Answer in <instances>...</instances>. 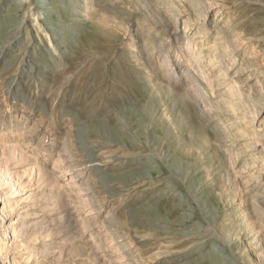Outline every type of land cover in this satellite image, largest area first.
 <instances>
[{
	"label": "rangeland",
	"instance_id": "1",
	"mask_svg": "<svg viewBox=\"0 0 264 264\" xmlns=\"http://www.w3.org/2000/svg\"><path fill=\"white\" fill-rule=\"evenodd\" d=\"M144 3L0 0V264H264V0Z\"/></svg>",
	"mask_w": 264,
	"mask_h": 264
},
{
	"label": "bare ground",
	"instance_id": "2",
	"mask_svg": "<svg viewBox=\"0 0 264 264\" xmlns=\"http://www.w3.org/2000/svg\"><path fill=\"white\" fill-rule=\"evenodd\" d=\"M133 2H135L136 4H139V6H140V4L141 5H145V3H144V0H132ZM21 2V1H20ZM147 9V8H146ZM145 10V9H144ZM26 13V12H25ZM151 17H153V18H155V19H158V22H160V23H162V18L160 17V15H158V14H156L155 12H150V14H149ZM149 18V17H148ZM24 19V18H23ZM30 24V23H29ZM137 25H138V22H137ZM21 26V25H20ZM139 27H141V26H139ZM144 27V26H143ZM18 28V27H17ZM146 30V29H145ZM147 30H149V29H147ZM163 30V32H165V33H167L169 36H171V35H173V36H175L174 34H175V32L174 31H169L167 28H163L162 29ZM147 32V31H146ZM148 33V32H147ZM150 34H147V36L144 38V40L145 41H148V44H151V46L152 47H154V45L157 43V39L158 40H160L162 37L160 36L161 34L160 33H156V32H152V34L153 35H155L154 36V38H153V40H149L150 39V37H151V32H149ZM135 36H138V35H136V33H135ZM175 38H177V36H175ZM155 40V41H154ZM143 48H145L144 46H146L145 45V43H143ZM159 46H161V45H159ZM179 46V45H178ZM160 48H162V47H160ZM143 50V49H142ZM155 50V49H154ZM151 52V51H150ZM162 53V52H161ZM156 54V53H155ZM164 57L162 58V60L164 61V62H162L165 66H167L168 67V70H172V73H173V75L174 74H176L175 73V71H174V69H170L169 67L170 66H172V64L170 63V49H166V50H164ZM138 56V55H137ZM143 57V56H142ZM153 57V56H152ZM138 59H140V57H137ZM142 59V58H141ZM146 59V58H145ZM143 60V59H142ZM149 60V59H148ZM147 60V61H148ZM146 62V61H145ZM147 63V62H146ZM250 63H251V61H250ZM143 65V64H142ZM175 79H176V81L177 82H180L181 80H180V77H176V75H175ZM218 79V78H217ZM148 80V79H147ZM219 80V79H218ZM147 82V84H146V86H147V88L148 89H152V87H153V84L154 83H150L149 82V80L148 81H146ZM156 83V82H155ZM156 85V84H155ZM154 85V86H155ZM146 88V87H145ZM163 88V87H162ZM262 90V89H261ZM232 95V94H231ZM231 99V98H230ZM229 101V100H228ZM227 101V102H228ZM229 103V102H228ZM256 104H259V106H264V85H263V92L261 93V94H259V96H258V99H256V102H255ZM232 104L233 103H229V107H231L232 108ZM252 105H254V104H250V106H252ZM255 107V106H254ZM253 107V108H254ZM258 109L259 108H255L253 111L254 112H258ZM197 110H198V112L200 113V115H202V116H204V117H206V112L204 111V110H202V109H200V107H199V109L197 108ZM232 110V109H231ZM203 117V118H204ZM213 123V122H212ZM216 124V123H215ZM80 128V127H79ZM78 131V130H77ZM82 139V138H81ZM83 140V139H82ZM66 141V140H65ZM64 143V142H63ZM264 143V142H263ZM80 146V145H79ZM83 147V146H82ZM81 148V147H80ZM84 148V147H83ZM82 148V149H83ZM86 148V147H85ZM58 153L60 154V156L61 157H63V161H64V158H66L65 157V155L64 154H66L67 153V149L65 150V148L63 149V146H61L59 149H58ZM70 153H71V151H70ZM68 156V155H67ZM68 158H70V157H68ZM72 158V157H71ZM94 157H93V155H92V153H90V155H88V162H92V161H94V159H93ZM86 159V158H85ZM65 160H67V158L65 159ZM98 164V163H97ZM77 163H73V164H70V165H68V167H67V169H70L71 171L73 170V169H77V168H75V167H77ZM80 165V164H79ZM91 166H92V169L94 170V169H98L96 166H94V164H91ZM90 166V167H91ZM225 170V174H224V176H223V178L221 179V181H220V185H219V196L221 197V199L225 202V204H226V211H228V212H233V214H232V216H231V222L233 223V224H236L235 225V227L237 228V234H236V241H238V242H242V241H244L245 242V247H247V249H249V250H252L253 251V253H254V257H255V259H256V261H257V263H262L263 262V260H264V256H263V254L260 252V251H257L255 248H253L251 245H252V243H251V240H248L247 238H246V235H247V232L244 230V228H243V226H241L240 224H238L239 223V219H238V216H237V213H234V207H235V205H236V201H237V199H238V196H239V194L237 193V189H235V186H234V183H233V180H232V178H231V175H230V173H229V171H228V169L227 168H225L224 169ZM82 171H84V170H82ZM76 172V173H75ZM73 173L75 174V177H77V175L80 173H78L77 171H75V170H73ZM73 177H74V175H73ZM90 178V177H89ZM75 179V178H74ZM76 180V179H75ZM78 180L80 181V184L81 185H84L85 186V190L87 191V193H90L91 195H93V193H92V191L90 190L91 189V187L90 186H88V181H86V180H84V179H81V178H78ZM88 180V179H87ZM86 185L88 186V187H86ZM259 186H260V184H259ZM82 188H83V186H82ZM257 192H259V193H257V194H255V195H253V200L252 201H250V207H251V209H252V212H251V215H250V219H253L254 221H253V223L255 224V226H256V228H258V224H259V226L260 227H264V225L262 226V225H260L261 224V216L262 215H260V213L262 212L263 214H264V188L263 189H261V188H259V190L257 189L256 190ZM172 193H178V194H180L177 190H175V189H173L172 191H171ZM91 199H92V197H91ZM91 199H90V201H91ZM93 200V199H92ZM89 201V202H90ZM96 201V200H95ZM93 203V202H92ZM90 204H91V202H90ZM253 204V205H252ZM93 209H94V207H93ZM107 214V213H106ZM110 215V214H109ZM215 215H216V217L217 216H219V211L217 210V209H215ZM23 219H21L20 218V220L21 221H24L25 219H26V221H28L29 220V218H30V216L27 214V212L26 213H24V216L22 217ZM67 218V217H66ZM251 222V221H250ZM67 223V222H66ZM116 225V224H115ZM65 226V225H64ZM66 227V226H65ZM69 228V227H68ZM67 229V228H66ZM6 232H7V230H6ZM121 234V233H120ZM69 235V234H68ZM73 235V234H72ZM119 235V234H118ZM242 237H244L245 238V240H243L242 239ZM5 244V242H3V245ZM126 244V243H125ZM129 244V243H128ZM1 248H2V246L0 245V256H1ZM223 249H224V247H222Z\"/></svg>",
	"mask_w": 264,
	"mask_h": 264
}]
</instances>
